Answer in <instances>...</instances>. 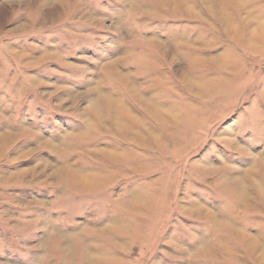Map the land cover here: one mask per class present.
Segmentation results:
<instances>
[{"label": "rangeland", "instance_id": "1", "mask_svg": "<svg viewBox=\"0 0 264 264\" xmlns=\"http://www.w3.org/2000/svg\"><path fill=\"white\" fill-rule=\"evenodd\" d=\"M0 136V264H264V0H0Z\"/></svg>", "mask_w": 264, "mask_h": 264}, {"label": "bare ground", "instance_id": "2", "mask_svg": "<svg viewBox=\"0 0 264 264\" xmlns=\"http://www.w3.org/2000/svg\"><path fill=\"white\" fill-rule=\"evenodd\" d=\"M108 66V65H107ZM108 68L109 69H111V68H114V67H111V65L110 66H108ZM0 141H1V143L0 144H3V138H2V136H0ZM244 188H242L241 187V189H240V193L242 194V196L244 197V195H245V189L243 190Z\"/></svg>", "mask_w": 264, "mask_h": 264}]
</instances>
